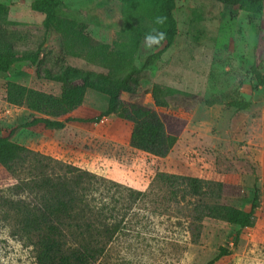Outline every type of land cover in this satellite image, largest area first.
I'll return each instance as SVG.
<instances>
[{"label":"rangeland","instance_id":"rangeland-1","mask_svg":"<svg viewBox=\"0 0 264 264\" xmlns=\"http://www.w3.org/2000/svg\"><path fill=\"white\" fill-rule=\"evenodd\" d=\"M34 1L0 0L8 14V22L0 21V28L13 38L14 47L21 51H36L41 47L37 65L19 63L8 73H0V134L11 135L15 131L12 140L21 146L99 178L90 195L92 203L96 207L105 203L109 209L108 224L114 227L118 223L119 231L95 264H208L221 248L230 254L214 264H264L262 130L253 126L254 117L243 115V109H239L247 103L256 107L254 112L264 115V84L261 83L264 80V8L260 14H252L215 0H176L174 14L178 32L174 44L140 75L137 93L123 95L126 102L157 109L151 94L157 86L162 90L160 99L168 104L172 100L176 106L173 110L181 114L203 101L225 106L224 115L215 126L206 124L203 112L197 110L195 125L202 133L197 148L202 146L203 154L219 165L222 176L218 182L226 185L221 200L209 202H221L245 211L251 210L253 202L258 207L252 227L241 229L205 219L196 237L192 210L199 198L184 197L182 192L177 201L172 198L173 189L177 187L181 191V184L174 187L162 182L161 173L174 174L168 171L167 164L149 159L130 146L132 123L114 116L105 117L99 123L70 122L66 129L48 136V129L42 126L26 127L34 116L31 111L7 101L9 82L59 96L61 84L44 79L46 71L57 74L72 67L83 74L107 73L99 66L73 57L62 36L52 31L46 33L44 14L31 9ZM162 3L163 0H153L145 10V37L153 30L163 31L161 25L167 18ZM121 4V0H65L56 14L76 21L96 41L112 44L122 21ZM157 17L166 19L157 24ZM165 45L161 41L158 46L148 48L144 39L133 63L142 66L147 56ZM252 65L257 66L260 80L253 74ZM107 106L105 95L89 91L82 107L70 117L94 119ZM157 111L171 130V124L175 123L166 117L169 112ZM50 139L56 140L57 149L50 148L52 144L46 145ZM30 166L18 178L29 180L46 172L60 176L67 171L53 165L54 170ZM17 184V177L0 165V264H34L33 247L14 235V211L8 204L21 197L32 199L27 192L15 195L11 188ZM134 191L146 196H138Z\"/></svg>","mask_w":264,"mask_h":264},{"label":"trees","instance_id":"trees-1","mask_svg":"<svg viewBox=\"0 0 264 264\" xmlns=\"http://www.w3.org/2000/svg\"><path fill=\"white\" fill-rule=\"evenodd\" d=\"M64 1L36 0L31 9L44 14L46 33L52 31L66 39L73 57L99 66L107 73L83 74L72 67L64 68L57 74L46 71L44 79L61 84L59 96L9 82L7 101L33 113V119L26 127L42 126L48 130H63L70 122L99 123L105 117H117L133 125L130 136V146L133 149L166 158L177 144L178 138L167 131L165 122L155 108L126 102L123 95H135L140 86V75L154 66L174 44L178 32L174 14L176 0H163L162 3L168 23L161 25L166 33L165 47L147 56L140 67L133 63V59L139 54L145 39L143 14L153 0H121L122 21L117 39L112 44L96 41L76 21L58 16L56 10ZM215 1L252 14H260L264 8V0ZM0 21L8 22V14L2 4ZM112 47L115 51H112ZM40 56L41 47L36 51L16 49L13 38L0 28V73H8L19 63L35 66ZM251 70L260 80L257 66L252 65ZM261 83L264 84V80ZM89 91L108 98L107 110L89 120L70 117L82 107ZM161 93V88L157 86L151 92L155 106L168 107V103L160 99ZM249 105L242 104L239 109H248ZM15 133L12 131L11 135L0 134V165L17 177L18 184L11 188L15 195L21 196L27 192L32 197L31 200L21 197L8 204L14 211L12 219L15 237L33 247L34 264H95L119 231L118 223L114 227L108 224L110 216L105 203L101 202L97 207L92 203L90 195L99 178L71 164L21 146L12 140ZM27 165L47 169L53 165L66 168L67 171L60 176L46 172L29 180L18 178ZM159 178L174 187L181 184V191L177 187L172 191L175 201L181 192L184 197L199 198L192 210V225L195 226L196 237H199L205 219L222 221L241 229L254 224L257 202L252 203L250 211L221 202H209L213 199L221 200L225 192V185L221 182L168 173H161ZM134 193L146 196L143 192ZM229 254L227 249L221 248L218 256L208 264H214L219 258Z\"/></svg>","mask_w":264,"mask_h":264},{"label":"crops","instance_id":"crops-1","mask_svg":"<svg viewBox=\"0 0 264 264\" xmlns=\"http://www.w3.org/2000/svg\"><path fill=\"white\" fill-rule=\"evenodd\" d=\"M175 107L176 106L172 104V100L169 101L168 107H156V110L164 109L166 112H169L170 115L168 113L166 117L170 119V123L172 120L175 123L174 126L171 124V130H169L166 126L167 131L178 138L177 144L171 153L166 158H160L146 152L136 151L140 154L146 155L149 159L164 161L168 166V171L174 174L198 177L204 180L210 179L215 182L221 181L220 177L222 175L219 173V165H217L213 159L203 154L201 151L202 146L197 148V146L200 145L199 141L202 133L197 127V124L195 125V122H197V110H199L203 112L205 118L204 122L215 126L221 119V115H224L225 106L219 103H209L203 101L193 104V106H189V111L185 114H181L180 112L173 110ZM255 108L256 107L254 106H250L248 109H244L241 112H243V115L247 113V116L249 115L250 117H254L253 126H257L259 130H262L261 137L264 143V115L254 112L256 110ZM68 126L69 125L67 124L66 128ZM250 128H252V125ZM55 132H57V130H48L46 134L48 136H54ZM51 144L52 146L50 148L52 149L53 147L58 148L59 146L54 139L47 141L46 145ZM57 156L59 158V155ZM235 180L237 181V177Z\"/></svg>","mask_w":264,"mask_h":264},{"label":"clouds","instance_id":"clouds-1","mask_svg":"<svg viewBox=\"0 0 264 264\" xmlns=\"http://www.w3.org/2000/svg\"><path fill=\"white\" fill-rule=\"evenodd\" d=\"M165 17H157L156 18V23L157 24H162L165 21ZM166 38V33L163 31H156L153 30L152 33L146 35L145 37V46L148 48H151L153 45L158 46L161 41H164Z\"/></svg>","mask_w":264,"mask_h":264},{"label":"built area","instance_id":"built-area-1","mask_svg":"<svg viewBox=\"0 0 264 264\" xmlns=\"http://www.w3.org/2000/svg\"><path fill=\"white\" fill-rule=\"evenodd\" d=\"M103 122V120H101Z\"/></svg>","mask_w":264,"mask_h":264}]
</instances>
